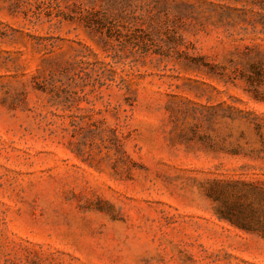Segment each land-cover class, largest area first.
Returning <instances> with one entry per match:
<instances>
[{
  "label": "rangeland",
  "instance_id": "obj_1",
  "mask_svg": "<svg viewBox=\"0 0 264 264\" xmlns=\"http://www.w3.org/2000/svg\"><path fill=\"white\" fill-rule=\"evenodd\" d=\"M0 264H264V0H0Z\"/></svg>",
  "mask_w": 264,
  "mask_h": 264
},
{
  "label": "trees",
  "instance_id": "obj_2",
  "mask_svg": "<svg viewBox=\"0 0 264 264\" xmlns=\"http://www.w3.org/2000/svg\"><path fill=\"white\" fill-rule=\"evenodd\" d=\"M224 215V214H223ZM226 218V217H225Z\"/></svg>",
  "mask_w": 264,
  "mask_h": 264
}]
</instances>
